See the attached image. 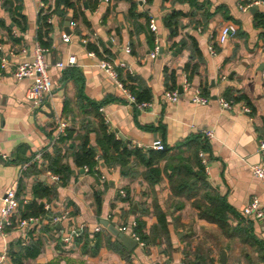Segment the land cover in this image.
I'll use <instances>...</instances> for the list:
<instances>
[{
  "label": "crops",
  "instance_id": "obj_1",
  "mask_svg": "<svg viewBox=\"0 0 264 264\" xmlns=\"http://www.w3.org/2000/svg\"><path fill=\"white\" fill-rule=\"evenodd\" d=\"M263 15L264 0H0V59L6 55L13 65L0 77V202L11 188L20 200L13 227L0 232V264H18L31 237L41 251L22 264H222L224 252L225 264H264V220L243 216L254 197L264 202V187L251 174L264 141ZM227 25L237 34L221 45ZM37 44L49 50L51 80L40 109L26 99L30 80L13 77V67L31 60ZM102 61L124 63L119 79L152 107L132 106ZM166 90L180 100L168 101ZM196 91L210 103L192 102ZM219 98L234 109H222ZM242 104L251 115L241 113ZM101 108L108 131L143 158L132 155L125 165L111 159L90 174L74 154L86 137L99 151L94 131ZM60 120L68 123L64 143L56 140ZM206 130L212 138L204 137ZM156 139L165 145L160 159L150 154L159 153L152 149ZM55 146L73 172L66 186L47 175L43 155ZM186 170L192 181L181 189L178 178ZM38 183L53 194L39 200L44 209L50 204L53 217L68 216L32 233L17 222ZM219 204L225 206L221 226L209 220L221 219L211 213ZM103 221L134 232L141 222L143 240L129 251Z\"/></svg>",
  "mask_w": 264,
  "mask_h": 264
},
{
  "label": "built area",
  "instance_id": "obj_2",
  "mask_svg": "<svg viewBox=\"0 0 264 264\" xmlns=\"http://www.w3.org/2000/svg\"><path fill=\"white\" fill-rule=\"evenodd\" d=\"M74 26V24H72ZM150 30L153 33H157V24L155 19L150 20L149 25ZM237 34V29L233 25L225 26L220 35V44L223 45L227 42V40ZM211 53H215V49L213 46L209 47ZM2 51V46H0V52ZM49 50L40 46L39 44L36 45L33 57L31 60L21 62L13 67V77L14 80L17 82L23 80H30V84L26 90V99L32 105L34 109H40L45 104L47 98L51 94V80L50 75L48 72V63L46 61V55L48 54ZM126 52L129 54L131 50L128 48ZM158 54V48L152 54V57H156ZM90 56H94L93 52L89 53ZM0 77L2 76V72H5L6 69L13 66L10 60L3 55L0 59ZM75 59L71 57L69 59V64H74ZM59 67H63L64 64L59 63ZM124 68V63H119L118 65L110 63L108 61H102L100 63V68L103 69L106 73H108L112 79L115 81L117 87L126 95L129 103L137 108L139 111H147L152 107L151 103L149 102H139L137 98L125 87V85L119 79V74L117 72V68ZM165 98L173 103H177L180 100V94L177 91L166 90L164 93ZM192 102L198 105H208L210 103V99L202 95L201 91H196L191 96ZM218 103L220 107L224 110L231 111L234 109V104L232 102L227 101L224 98H219ZM100 113L102 114L103 120L106 124H108V118L104 115V109L101 108ZM240 111L243 114L251 115L252 111L249 106L246 104H242L240 107ZM68 128V123L65 120H60L57 124V138L56 140L59 141L62 137L66 136ZM205 138H212L213 132L212 131H204L203 132ZM258 152L261 157V161L259 164L254 165L251 167V174L257 178L264 187V141L259 142ZM152 149L156 151H164L165 145L164 143L156 139L153 142ZM200 157L202 158V162L204 165H207V162L204 158L203 152H200ZM42 155H37L35 160L40 159ZM4 159H7V156H3ZM96 160L100 163L99 155L96 156ZM32 164L29 163V165ZM28 165V166H29ZM99 168V167H98ZM85 171H88V168H84ZM49 178L57 183L60 182V177L54 175L50 171L47 174ZM121 196H126L125 192H120ZM51 205L46 204L45 210L50 212ZM20 209V200L17 195V190L15 188L8 189L5 195L2 197L0 202V232L3 233L6 229L13 227L14 222L13 219L16 215H18ZM68 213H65L63 216H57L50 218L52 224L59 223L63 219H66ZM243 216L248 219H253L257 221L264 220V202H262L259 198L254 197L248 206H246L243 210ZM44 223H46V219L42 217H29L20 219L17 222V228L23 231H30L36 228L41 227ZM136 226V225H134ZM102 230L101 227L96 229V232H100ZM120 231L128 234L131 238L135 239L137 242H140V238L138 235L131 231L128 227H121ZM143 245V244H142Z\"/></svg>",
  "mask_w": 264,
  "mask_h": 264
},
{
  "label": "trees",
  "instance_id": "obj_3",
  "mask_svg": "<svg viewBox=\"0 0 264 264\" xmlns=\"http://www.w3.org/2000/svg\"><path fill=\"white\" fill-rule=\"evenodd\" d=\"M264 17V15L262 16ZM137 97V94L134 93ZM137 100H139V97H137ZM97 116L99 118V125L98 128L94 131L96 134V144L99 151H96L94 147H92L89 143V140L87 137L83 139V145L79 149V151L75 152L74 154V161L75 164L78 167H87L88 172L90 174H97L98 170L97 168L100 166V163L108 165L111 163V159L115 161L116 163L120 162L121 164L125 165L127 159L131 157L132 155L141 156V152L139 150H132L128 148L125 143H123L121 140H117L115 134L108 131L107 124L104 122L103 117H100L97 113ZM69 135L62 137L59 142L64 143L65 141L69 140ZM114 151L117 153L116 158L111 155V152ZM164 151H159V153H155L154 151H151L150 154L154 155V157L160 159L159 157H162ZM100 157V163L96 160V156ZM43 159L46 163V169L53 173L54 175H57L60 177V184L61 186H66L71 179V176L73 174L71 168L66 165L65 156L63 153V150L57 146L54 147L53 151L51 153L46 152L43 155ZM37 165L33 166L34 173H38L39 171L36 169ZM181 171V170H180ZM179 175V174H178ZM183 175V176H182ZM192 181V173L188 170L184 171L181 175H179L177 186H180L181 189L187 188ZM178 188L174 186V189ZM23 190V185H20L19 191ZM44 198H48L51 200L53 198V194L51 193L50 188L44 186L42 183H38L34 187V200L30 203H28L26 206H24V209H22L21 218H29V217H42L43 219H46V223L43 225L46 226L45 228H49V224L51 223V219L53 215L46 211L44 209V204L39 203V200H43ZM225 206L219 204L216 206L215 209H211V213L216 215L217 217H221V219H209L214 222H217L220 224V226L223 224L222 217L224 216L223 210ZM20 211V209H19ZM164 229L166 228L165 222L161 219L160 220ZM137 226H135V232L138 234V237L140 235L141 239V222H137ZM43 226V228H44ZM30 232L33 233V230H30ZM143 240V239H141ZM41 248L39 243L33 242V238L31 237L30 241L27 243V246L24 248L21 246L20 252L17 254V257L15 259V262L18 264H22V260L26 258H33L38 256L40 253Z\"/></svg>",
  "mask_w": 264,
  "mask_h": 264
},
{
  "label": "water",
  "instance_id": "obj_4",
  "mask_svg": "<svg viewBox=\"0 0 264 264\" xmlns=\"http://www.w3.org/2000/svg\"><path fill=\"white\" fill-rule=\"evenodd\" d=\"M70 20L67 21L66 27L70 26ZM103 226L108 229L116 238L119 243H121L127 250L132 251L138 246V242L131 238L128 234H125L119 231L114 225H110L108 221H103ZM222 264L226 262V254L223 253V257L221 259Z\"/></svg>",
  "mask_w": 264,
  "mask_h": 264
}]
</instances>
